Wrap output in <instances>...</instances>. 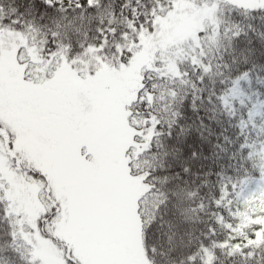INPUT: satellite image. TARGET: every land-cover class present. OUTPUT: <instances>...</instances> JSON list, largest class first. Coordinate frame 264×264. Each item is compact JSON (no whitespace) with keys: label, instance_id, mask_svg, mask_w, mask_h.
<instances>
[{"label":"snow or ice","instance_id":"1","mask_svg":"<svg viewBox=\"0 0 264 264\" xmlns=\"http://www.w3.org/2000/svg\"><path fill=\"white\" fill-rule=\"evenodd\" d=\"M184 3L0 0V264H264V220L230 243L264 187V0Z\"/></svg>","mask_w":264,"mask_h":264},{"label":"rangeland","instance_id":"2","mask_svg":"<svg viewBox=\"0 0 264 264\" xmlns=\"http://www.w3.org/2000/svg\"><path fill=\"white\" fill-rule=\"evenodd\" d=\"M187 6L191 8V5H185L184 0H181V7ZM199 26V20L196 19L195 12H188L177 16L171 21H162V27L165 30V38L163 43L160 44L163 47L164 43L168 44L173 42L176 45L180 42V38H184L189 33L194 36L196 27ZM180 37V38H179ZM188 37V36H187ZM144 45L140 52L134 53L133 56V67L139 70L141 64H147L149 59L152 57V51L155 49V45L158 43L153 41L151 37H145L142 40ZM107 71V70H106ZM109 76L111 73H108ZM117 76H123L125 83L131 84L136 78V73L129 72L127 69L118 72ZM259 180V177H255L253 182L249 183L245 189V197L240 202V214L242 219L240 223L234 227V232L238 236L237 243H245L246 238L251 235L249 228L251 225H256L257 222L264 220V187H260L255 181ZM255 229V228H254ZM253 229V230H254ZM140 248V239L137 230L135 229V245H130L126 252V256L129 260H135L138 258L136 249ZM140 255L142 251L140 249Z\"/></svg>","mask_w":264,"mask_h":264},{"label":"trees","instance_id":"3","mask_svg":"<svg viewBox=\"0 0 264 264\" xmlns=\"http://www.w3.org/2000/svg\"><path fill=\"white\" fill-rule=\"evenodd\" d=\"M188 38H190V37H188ZM180 42H183V41H180ZM135 83H138V80H135ZM249 175H251V173H249ZM189 190L190 191H194L195 189H194V187H192ZM185 201H186V205L185 206L189 207L190 204L187 203V201H188V197L187 196H185ZM233 215H234L235 218L230 221V223L232 225V231H231L230 235L235 237V239L230 241V243H237L238 242V236L234 232V227L237 226L240 223V220L242 219V215L240 214V209L238 208ZM187 216H188V222L186 224L182 225V231L184 229H187L189 231H193L194 234H197L199 229H200V227H201V225L199 224V219H204V217L201 216L198 219L197 215L194 214V213H191V212H188ZM227 223L228 222H226L224 226H217V231L220 234V238L221 239H224L225 236L228 234L227 231H226L227 230ZM254 228H255V225L253 224L248 229L250 234L254 231L253 230ZM140 236H141V241H142L143 237H142L141 233H140ZM185 241H187V236H185Z\"/></svg>","mask_w":264,"mask_h":264}]
</instances>
